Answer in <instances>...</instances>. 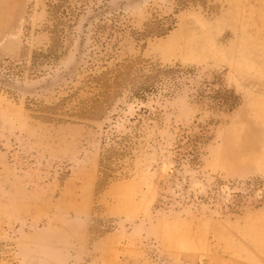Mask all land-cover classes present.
Wrapping results in <instances>:
<instances>
[{
  "label": "rangeland",
  "instance_id": "rangeland-1",
  "mask_svg": "<svg viewBox=\"0 0 264 264\" xmlns=\"http://www.w3.org/2000/svg\"><path fill=\"white\" fill-rule=\"evenodd\" d=\"M0 264H264V0H0Z\"/></svg>",
  "mask_w": 264,
  "mask_h": 264
}]
</instances>
